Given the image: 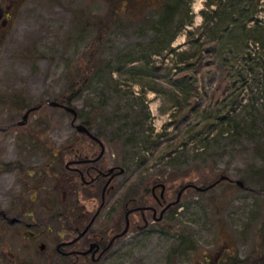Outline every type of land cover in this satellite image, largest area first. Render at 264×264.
Segmentation results:
<instances>
[{
    "label": "rangeland",
    "instance_id": "rangeland-1",
    "mask_svg": "<svg viewBox=\"0 0 264 264\" xmlns=\"http://www.w3.org/2000/svg\"><path fill=\"white\" fill-rule=\"evenodd\" d=\"M131 1L23 0L0 52V264H264V77L243 71L250 33L222 53L230 68L222 75L202 49L213 35L200 28L204 11L229 0H178L165 26L158 21L166 0ZM258 18L264 21V0ZM251 49L262 72L264 48ZM201 50L202 67L179 70L181 58ZM234 58L248 78L229 90ZM82 75L90 82L72 104L73 124V115L48 102L71 97L70 84ZM224 76L227 90L215 95ZM43 103L25 126L7 129ZM84 122L103 146L77 132ZM103 147L102 171L126 174L102 180L99 190L83 187L66 166ZM223 176L208 191L186 189L167 212L186 186L206 188ZM68 181L76 187L72 213L62 198ZM155 190L165 196L162 207ZM104 201L96 231L108 237L124 228L127 209L163 210L157 221L146 213L147 227L134 214L131 232L100 261L63 258L56 249L71 238L66 226L89 219Z\"/></svg>",
    "mask_w": 264,
    "mask_h": 264
},
{
    "label": "trees",
    "instance_id": "trees-1",
    "mask_svg": "<svg viewBox=\"0 0 264 264\" xmlns=\"http://www.w3.org/2000/svg\"><path fill=\"white\" fill-rule=\"evenodd\" d=\"M136 2L137 0H133ZM168 2V5L166 6L167 8L164 9V15L159 18V25L165 26L168 25L169 22L173 17L176 15V11L178 8V0H176L175 5L170 2L169 0H166ZM225 2V1H224ZM223 1H220V7L216 10H209V13L206 14L204 11L203 14L205 15V23L203 26H201L200 29H203L206 33H212L213 35V40L210 42H207L206 44L202 45V49L207 47L205 52L208 53V56H210V59L208 61L211 62L210 65L212 68H218L220 69L223 68L222 75L227 74L230 70L229 64L227 62V59L224 61V55L231 54L232 48L239 45V41L245 36L248 35H254L256 36L254 39L250 40L249 35L247 36V43L243 44V50L244 53H247L246 57H242V61L245 62L246 68L243 69L244 72L248 73L253 72L254 77L259 75L260 73L264 77V70L260 72V64L257 62L259 57H253V49L256 45L260 46L262 45V48H264L263 44L259 42V39L263 40L264 36V21L259 20L258 18V13H259V5H260V0H229V3L226 4L225 6L222 7V4H224ZM210 6V5H208ZM227 6V7H226ZM171 9H168V8ZM168 10L172 11L169 14L167 13L165 15V12ZM169 17V18H168ZM227 22V23H226ZM254 22L256 25L255 26H250L249 24ZM167 23V24H165ZM224 23V24H222ZM168 27V26H167ZM191 36L194 38L196 36V32H190L189 33V38L191 39ZM257 39V40H256ZM250 40V41H249ZM251 41H255L254 43ZM257 41V42H256ZM235 44V45H234ZM212 45L211 47H209ZM232 47V48H231ZM247 47V48H245ZM226 50H228V53H226ZM248 50V52H247ZM175 51V50H173ZM251 52V53H250ZM174 53V52H173ZM203 51L201 50L200 53L198 54H193L191 57H186L185 59L181 58L179 62H177V65H184L183 67L181 66L179 70L185 72V68L189 65L188 69H192V67L198 68L202 67V62L205 58L202 56ZM243 53V54H244ZM179 57V54L177 55ZM184 56V55H183ZM255 56V54H254ZM209 58V57H208ZM233 61V60H231ZM186 62H188L186 64ZM245 64L243 66H245ZM213 65V66H212ZM231 67H233L236 71L235 74V80L233 85H229V90H235L237 84L246 81L248 77L244 76L241 77L239 76L242 73V70L237 67L235 58L234 62H232ZM188 72V71H187ZM186 73V72H185ZM251 75V74H249ZM88 76H76L72 80L69 90L71 91V94H73L71 97L67 98L66 96H63L61 98V101H58L60 104L67 105V106H72L76 96L78 94H81L82 88H84L85 85H87L90 81ZM224 79L221 80V83L219 85V89L217 90V94L219 95L222 93V96L226 89V76L222 77ZM228 87V86H227ZM226 92V91H225ZM219 97V96H218ZM224 120V119H221ZM89 129H90V122H84ZM91 130V129H90ZM230 257V256H229ZM222 264H225V261L221 259ZM229 262L232 261L231 263H237V259L231 258V260H228ZM220 263V262H219Z\"/></svg>",
    "mask_w": 264,
    "mask_h": 264
},
{
    "label": "flooded vegetation",
    "instance_id": "flooded-vegetation-1",
    "mask_svg": "<svg viewBox=\"0 0 264 264\" xmlns=\"http://www.w3.org/2000/svg\"><path fill=\"white\" fill-rule=\"evenodd\" d=\"M131 0H126V3L128 4ZM133 0L131 1V3ZM23 3V0H0V52L2 50L3 43L9 34V32L14 28L16 20L19 16V9ZM15 124L12 126H9L7 129H10V127H15ZM89 137V136H87ZM90 138V137H89ZM91 139V138H90ZM92 140V139H91ZM95 143L101 144L95 140H93ZM105 153L100 156H94L91 158L89 155H85L84 157H80L76 160H72L69 162V164L66 166V171L71 173L72 175H77L80 177L82 186L83 187H95L96 189H100L99 185L102 180L110 179L112 180L111 183H113L114 180H116L118 177L123 176L126 174L125 172L122 174L119 173V169L122 167H113L112 169L114 172L110 173V170H103L101 169V161L104 157ZM66 180L70 179V176L66 174ZM75 177V176H74ZM76 187L68 182H65L63 185V195L62 198L66 202L67 206H65L67 211L69 213H72V210L70 208L71 202L74 195V190ZM110 188L113 189V186ZM108 188L106 186L103 188L102 197L103 200L106 198L108 193ZM156 190L154 191L155 194ZM156 198L158 199V195H156ZM165 199V196L163 193L160 194V200L158 199V205L163 206V201ZM106 201H104V204L99 207L97 212L91 215V217L87 220H85V217H81V221L78 224H68L66 226V229L68 230L69 236H71L70 240L62 242L57 247V252L65 259L70 257H82V258H88L89 256L93 261H100L104 255L110 251L111 249H114L118 242L121 239H124L132 230V216L136 214L137 212L141 213V217L143 218L146 227L148 226L147 221V215L146 213H151V217L154 219V221H157V216L159 213L158 207L153 206H137L136 208H130L127 209V212L125 214V226L121 230L116 229L114 230V236L108 237L106 235H101L99 232L96 231V223L99 219L100 212L102 208L104 207ZM173 203V202H171ZM170 203H167L165 206H168ZM129 207L126 206V208ZM146 208V209H145ZM145 209V210H144ZM171 209H175V205H172L170 208L167 209V212ZM163 210V209H162ZM162 210L159 214H161ZM165 214V213H164ZM163 214V215H164ZM5 219H9L8 216H4ZM161 221V220H159ZM18 223H21L19 220ZM139 228H142L141 226H138ZM124 232H126L124 234ZM31 235V234H30ZM62 237V236H61Z\"/></svg>",
    "mask_w": 264,
    "mask_h": 264
},
{
    "label": "water",
    "instance_id": "water-1",
    "mask_svg": "<svg viewBox=\"0 0 264 264\" xmlns=\"http://www.w3.org/2000/svg\"><path fill=\"white\" fill-rule=\"evenodd\" d=\"M48 104H49L51 107H62V108L65 109L67 112H69L70 114L73 115V117H74V123L77 121L79 114H78V111H77L75 108H73V107H69V106H63V105L59 104V103L56 102V101H51V102H49ZM39 109H40V107L30 109V110L25 114V116L23 117V120H22L20 123H18V125H19V126H23V125H25V124L27 123L28 119H29L30 114H31L32 112L36 111V110H39ZM76 129H77V131H78L79 133L86 134V135L90 136L92 139H94V140L100 142V140H99L98 138H96V137L92 134V132L89 130V128H88L87 126H85L84 124H78V125H76ZM101 144H102V142H101ZM102 146H103V144H102ZM104 151H105V148L103 147V153H104ZM123 172H124V170H121V173H123ZM225 180H228V177L223 176V177H221L220 180H218L215 184H213V185H211V186H209V187H207V188H199V187L192 186V185L186 186L185 188L182 189V192H181V194L178 196V200L175 202V204H176V203H179L182 193H183L186 189H188V188H190V187H194V188H196L198 191H207V190H209V189L215 187V186H216L218 183H220L221 181H225ZM236 183H237L241 188H243V189L246 188V185H245V183H244L243 181H237ZM168 207H170V206H168ZM17 221H18L17 219H13V220H12V223H16ZM125 233H126V232H124V234H125ZM40 249L43 251V250L46 249V246H45V245H41Z\"/></svg>",
    "mask_w": 264,
    "mask_h": 264
}]
</instances>
